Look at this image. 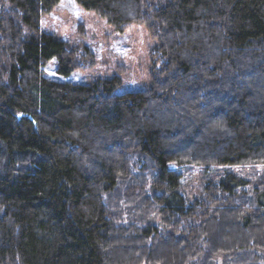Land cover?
Here are the masks:
<instances>
[{"label":"trees","instance_id":"1","mask_svg":"<svg viewBox=\"0 0 264 264\" xmlns=\"http://www.w3.org/2000/svg\"><path fill=\"white\" fill-rule=\"evenodd\" d=\"M62 1L0 0V264H264V0H76L156 41L123 92Z\"/></svg>","mask_w":264,"mask_h":264},{"label":"rangeland","instance_id":"2","mask_svg":"<svg viewBox=\"0 0 264 264\" xmlns=\"http://www.w3.org/2000/svg\"><path fill=\"white\" fill-rule=\"evenodd\" d=\"M4 7L9 9L6 3ZM40 27L80 50L81 67L70 79L89 83L97 78L119 77L118 92L148 87L156 41L144 25L134 24L117 31L106 18L86 10L76 0H63L42 17ZM87 50L91 56L86 60ZM56 65V60L49 63V76H53ZM257 169L262 171L260 166ZM199 170L195 168L193 175L198 177Z\"/></svg>","mask_w":264,"mask_h":264}]
</instances>
